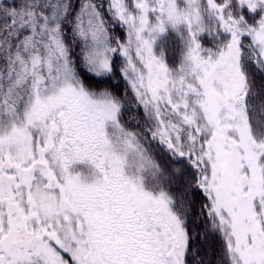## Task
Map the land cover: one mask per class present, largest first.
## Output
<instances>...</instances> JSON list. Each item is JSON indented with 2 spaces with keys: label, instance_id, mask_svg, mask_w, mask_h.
<instances>
[{
  "label": "snow or ice",
  "instance_id": "snow-or-ice-1",
  "mask_svg": "<svg viewBox=\"0 0 264 264\" xmlns=\"http://www.w3.org/2000/svg\"><path fill=\"white\" fill-rule=\"evenodd\" d=\"M0 264H264V0H0Z\"/></svg>",
  "mask_w": 264,
  "mask_h": 264
},
{
  "label": "trees",
  "instance_id": "trees-1",
  "mask_svg": "<svg viewBox=\"0 0 264 264\" xmlns=\"http://www.w3.org/2000/svg\"><path fill=\"white\" fill-rule=\"evenodd\" d=\"M219 245L212 238H209L207 241L202 242L201 246V255L210 256L214 248L218 249Z\"/></svg>",
  "mask_w": 264,
  "mask_h": 264
}]
</instances>
